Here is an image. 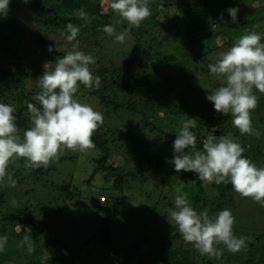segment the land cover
I'll list each match as a JSON object with an SVG mask.
<instances>
[{
	"label": "trees",
	"instance_id": "trees-1",
	"mask_svg": "<svg viewBox=\"0 0 264 264\" xmlns=\"http://www.w3.org/2000/svg\"><path fill=\"white\" fill-rule=\"evenodd\" d=\"M15 1L29 9L27 15L19 13ZM109 3L110 0L99 4L96 0H43L27 5L24 0H11L6 16L0 17V103L15 108L18 135L23 137V132L31 126L27 103L37 104L35 96L41 90L38 79L45 71L44 65L47 64V70L51 71L56 61L72 51L74 45L75 50L94 57L95 63L89 68L100 79L99 85L93 83L91 87L78 82L74 98L83 103L81 99L96 97L101 106L113 113L125 112L127 119V125L116 130L107 128L101 132L102 125L99 124L92 135L94 148L104 152L94 163L92 178L96 173L101 174L99 194H106L107 201L100 203L102 222L75 250L63 243L58 233L60 228L66 231L68 228L64 221L66 208L58 204L54 196L49 201L51 207L42 209L37 200L39 193L35 191L39 186L45 194L56 193L65 202H73L71 183L54 186L46 181L53 175L55 162L59 160L58 153L46 166H31L32 174L38 178L32 174L18 176L26 172L23 167L8 168V165L23 160L22 157H13L8 162L4 174L0 175V235L7 237L2 251H21L23 259L18 264H24V260L25 264H85L78 261V252L97 240L100 250L112 259L113 264H212L210 257L215 261L217 258L213 254H203L193 244L185 242L170 216L175 197L186 193L198 214L207 212L210 218H215L221 210H231L233 233L245 238V246L238 252H230L223 243L214 244L215 253L224 257L220 258L223 264H264V231L242 236L236 230L235 211L238 208L230 197L234 190L232 185L227 181L220 184L201 181L195 173L183 170L177 173L170 163L173 157L171 144L173 146L176 134L189 119L196 120L190 129L197 137L196 150H202L203 140L210 135L231 136L244 148L243 155L252 160L248 154L252 144L246 141L252 135L258 138V133L254 130L251 134L241 135L232 125L231 113L214 111L206 96L224 84L217 83L216 77L209 83V76L213 75L207 71L206 62L198 63L203 59L216 63L212 61V54L221 50L214 45L216 28L227 32L244 26L247 33L251 31L247 15L255 2L172 0L167 3L157 0L151 15L138 27L122 20L111 10ZM81 8L87 13L86 19L76 15ZM229 8L238 9L237 21L229 17ZM68 23L80 27L76 40L71 42L66 39ZM104 25L114 26L115 34L124 33L125 40L116 44L115 34L110 36L102 31ZM51 36L57 41L50 40ZM128 40L130 42L127 43ZM53 43H57L59 49L52 48L49 52ZM121 48L124 50L117 52ZM263 100H257L259 112L263 110L261 115H264ZM130 114L141 115L143 120H129ZM261 117L255 109L251 110V125L262 128ZM129 123L138 124L140 148L135 151L133 169L125 172L108 164L109 152L104 148L106 139L103 137L118 134L121 141L132 142V130L126 131ZM62 148L65 152L85 151ZM154 175L165 179L154 186L155 194H159L158 200L155 196L151 208L139 207L134 216H127L123 213L126 202L121 195L127 182L140 178L145 185ZM3 178H8V185L14 181L17 182L16 187H20L23 202L16 209L1 205ZM163 195L168 198L162 199ZM262 204L264 206V201ZM48 214H51L52 222L47 221ZM67 232L70 235L65 241H73L77 231L71 229ZM26 233L31 241V252L23 239ZM0 257L3 264H16L10 263L11 259L5 254Z\"/></svg>",
	"mask_w": 264,
	"mask_h": 264
},
{
	"label": "clouds",
	"instance_id": "clouds-1",
	"mask_svg": "<svg viewBox=\"0 0 264 264\" xmlns=\"http://www.w3.org/2000/svg\"><path fill=\"white\" fill-rule=\"evenodd\" d=\"M27 2V0H25ZM11 0H0V17L7 14ZM111 10L129 25L139 26L151 15L146 0H110ZM232 21H237V8L227 9ZM81 19L87 18L83 8L76 12ZM223 17V13L221 14ZM78 25H66V39L76 40ZM108 35L116 33L112 25H104ZM260 34L250 31L239 37L232 47L220 53L216 63H209L212 74L225 77L226 83L206 96L217 113H231L232 125L241 135L251 134L250 111L257 105L253 88L264 93V43ZM117 42L125 40V34H115ZM49 52L53 49L50 47ZM94 57L83 51L73 50L57 60L54 68L45 71L38 79L40 91L35 96L37 104L28 102L31 126L18 135L15 108L0 103V175L13 157L25 158L31 166H46L57 156L62 147L84 151L94 147L92 135L103 116L90 105L74 98L77 84L91 87L99 85L100 79L93 75L89 65ZM38 105V106H37ZM195 119L185 122L173 141V157L170 161L174 171L195 173L206 182H229L243 197L264 201V167H257L244 155V148L231 136L210 135L202 142V150H196L197 137L190 129ZM215 132V128L213 129ZM14 184V181H13ZM174 210L170 216L184 241L193 244L203 254H214V244L223 243L228 251L238 252L245 246V238L234 235V217L230 209L218 212L210 218L207 212L198 214L187 199V194L175 197ZM24 242L31 252L27 233ZM7 241L0 236V249Z\"/></svg>",
	"mask_w": 264,
	"mask_h": 264
},
{
	"label": "rangeland",
	"instance_id": "rangeland-1",
	"mask_svg": "<svg viewBox=\"0 0 264 264\" xmlns=\"http://www.w3.org/2000/svg\"><path fill=\"white\" fill-rule=\"evenodd\" d=\"M25 1V0H24ZM34 1L42 2L43 0H27L25 2L27 5H31ZM103 0H96V2L99 4ZM157 0H147V4L152 9L157 3ZM163 1L167 3H171L172 0H158ZM255 2L253 5V10L249 15H247V20L249 21L248 26L251 31H254L258 34H262L261 36L264 37V0H252V2ZM16 6L20 9L19 13H23L24 15L28 14V8H25L24 5L20 4L19 1H15ZM44 6V5H43ZM245 19V15H244ZM132 26V25H130ZM244 26H239L238 28H232L228 29L227 32L221 31V29L216 28V38L214 39L215 44L221 48L219 50L220 52L213 53V62H217L220 55H216L222 52L227 51L230 47L233 46L235 41L241 37L242 35L246 34L247 31L243 29ZM213 31V30H212ZM263 31V32H262ZM250 32V31H248ZM215 34L214 32H212ZM228 39V40H227ZM50 40L57 41V39L53 38L51 36ZM130 42V40L127 41V43ZM264 43V39L261 41ZM120 42H116V44H119ZM212 45V46H214ZM51 46V45H50ZM53 49L57 48V43H53L52 47ZM59 49V48H57ZM124 50V49H118L117 52ZM126 51H129V49H126ZM39 56V54H38ZM37 56V57H38ZM209 56V55H208ZM36 56H34L35 60ZM206 62V68H208V64L210 63L208 59H203L198 64L202 62ZM205 65V64H203ZM209 69H207L208 71ZM182 76H185L183 73H180ZM213 76H209V83H212L215 81L221 84H225L226 80L223 76H216V74H212ZM172 76H175V73L172 74ZM212 77V78H211ZM208 83V84H209ZM211 85V84H210ZM209 85V86H210ZM208 86V87H209ZM180 88H177V93L180 92ZM184 89H187L185 86ZM188 90V89H187ZM206 91V88H204V92ZM253 94L257 96V100H263L264 99V93H260L258 90L253 88ZM83 103L90 105L95 111H100V113L103 116V122L101 123V132L106 130L107 128H110L111 130H116L125 127L127 125V119L125 118V112L121 113H113L112 110L109 108H104L99 104V100L96 97H87V99H81ZM264 101V100H263ZM258 102V101H257ZM102 107V108H101ZM99 108V110H98ZM260 106L256 105L255 111L257 114L262 116L263 125L262 128L257 130L256 124L252 125L253 130H255L258 134V138L256 136H250L248 140L246 141L248 144H252L250 147V151L248 154L251 156V162L254 163L257 167H264V156L262 155L264 153V115H261L259 112ZM264 109V105L262 106ZM210 109H212V106H210ZM211 111L208 112V115H210ZM120 114H124L120 115ZM129 120L139 121L140 119L143 120V117L141 115H134L130 114ZM218 120V118L216 117ZM225 120L224 118L222 119ZM130 124V123H129ZM137 126L138 124H130V127L126 128L128 130H132V136L133 141L132 142H125L121 141V139H118L117 135H108L104 136L103 138L106 139V143L104 145V148L109 152V158H108V164L114 165L119 167L120 169L124 170L125 172H131L133 169V160H134V154L135 151L138 150L139 147V140H140V134L137 133ZM227 128V127H226ZM171 147L172 144H171ZM104 152L96 148H89L88 150H85L84 152L77 153L76 151H69L65 152L63 148H61L60 151H58V159L56 164L54 165V169L52 171V174L50 178H47V183L51 185H66L71 183L72 184V191L74 195V199L72 203L65 202V200L61 197H59L56 193L55 195L46 193L44 190H41V188L38 186V188H35V191L39 193L37 200L41 203V208L43 209L45 206L51 207L50 200L53 199L55 196L58 199V204H62L66 211L64 212V221L66 222L68 230L74 229L76 230L77 236L73 239V241H65L67 240L68 235H70L65 229L60 228L58 230L59 237L63 240V243L68 245L70 249L75 250L79 247V244L81 241L85 242L87 239H89L92 235V233L95 231V227L102 222L101 218H103V215L99 212L101 208L100 206V199L104 198L105 202L107 201L106 194L100 195L99 194V188L102 184L100 183L101 174L96 173L94 177L92 178V175L95 171V161L102 157ZM14 164V165H13ZM12 165H8V168L15 167V168H21L23 167V170L25 169L26 172H21L18 176L28 177L32 174V168L29 162L23 158L18 163H13ZM33 175V174H32ZM34 176V175H33ZM34 178H38L34 176ZM152 180L148 181L145 185L140 182V178L133 179L134 181H128L127 185L125 186L122 196L126 202L123 213H125L127 216H131L135 214V211L137 209L139 210V207L146 209V206L151 208L152 201L158 200L159 194H155L156 188L154 187L156 185V182H160L165 180L164 178L158 177L154 175V178H151ZM11 181V180H9ZM12 182V181H11ZM33 181H30L32 183ZM51 182V183H50ZM53 182V184H52ZM17 182H14L13 184L8 185V178H3L2 180V193H3V201L1 205L7 209H16L18 205H20L23 200L20 198L19 190L20 187L17 186ZM21 186V185H20ZM106 192V191H105ZM160 195H162V190L160 192ZM148 197V198H147ZM168 198V196L163 195L162 199ZM231 199H233V202L236 204V207L238 208L235 211V217H236V230L239 233V235H245L248 233H255L259 230L264 229V206L262 204L263 201H255L251 197H243L239 193H237L235 190H233L230 194ZM140 201V202H139ZM48 212V211H47ZM120 213H122V210H120ZM48 220L49 222H52L51 220V214H48ZM48 222V223H49ZM1 236V235H0ZM99 243L96 241L90 243L84 250L79 251L77 258L78 261L85 263V264H113L112 259L107 255L104 254L101 247H99ZM4 247V246H3ZM3 249V248H2ZM0 249V256L6 255L11 259L9 262L13 263L16 262H22V256L21 251H2ZM216 261L214 260V257H210L212 264H218L219 262L223 264V261L220 260V258H224L222 254L214 253ZM27 259V258H25ZM26 263V260H24V264ZM0 264H3V261L0 257ZM9 264V263H4Z\"/></svg>",
	"mask_w": 264,
	"mask_h": 264
},
{
	"label": "built area",
	"instance_id": "built-area-1",
	"mask_svg": "<svg viewBox=\"0 0 264 264\" xmlns=\"http://www.w3.org/2000/svg\"><path fill=\"white\" fill-rule=\"evenodd\" d=\"M100 202L104 203L105 202L104 198H101L100 199Z\"/></svg>",
	"mask_w": 264,
	"mask_h": 264
}]
</instances>
